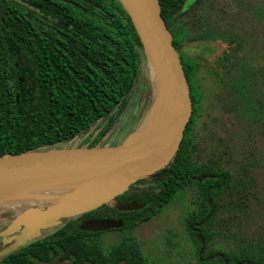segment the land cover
Listing matches in <instances>:
<instances>
[{
  "label": "trees",
  "instance_id": "trees-1",
  "mask_svg": "<svg viewBox=\"0 0 264 264\" xmlns=\"http://www.w3.org/2000/svg\"><path fill=\"white\" fill-rule=\"evenodd\" d=\"M49 1L50 37L25 34L17 57L19 68L14 65L16 58L8 57L0 46V156L63 147L89 129V146L123 142L137 129L139 114L131 117L129 111L140 81L145 77L150 84L154 82L140 37L119 0ZM186 1L159 0L162 17L180 55L182 45L174 25ZM182 63L194 113L198 109L197 97L183 59ZM137 111L140 113L141 108ZM190 123L170 163L155 175L131 184L128 191L115 198L116 203L138 200L143 204L141 209L122 212L105 203L69 219L54 233L0 256V264H41L56 255L75 264H101L104 256L99 249L94 248L93 254L83 247L86 236L101 232L81 230L82 219L123 218L125 225L118 229H131L150 220L177 192L189 187L195 188L198 210L188 218L187 230L201 260L264 264V254L248 246L237 252L210 247L214 221L234 175L212 159L201 160L197 145L191 146L192 139L187 136ZM136 249L135 243L121 248L122 256L114 264H130L129 254H135Z\"/></svg>",
  "mask_w": 264,
  "mask_h": 264
},
{
  "label": "rangeland",
  "instance_id": "rangeland-1",
  "mask_svg": "<svg viewBox=\"0 0 264 264\" xmlns=\"http://www.w3.org/2000/svg\"><path fill=\"white\" fill-rule=\"evenodd\" d=\"M174 29L197 97L198 109L187 133L191 146L197 145L201 160L212 159L234 175L221 200L210 247L237 252L248 246L264 254V0H187ZM157 99L155 82L150 84L143 77L129 111L131 117L139 114L136 130L151 115ZM137 108H141L140 113ZM89 131L67 145L89 146ZM106 145L116 144L111 141ZM93 187L86 186L85 194H97ZM44 192L41 197L0 203V256L17 244L50 235L80 216L27 231L26 221H17L13 212L34 207L49 210L58 199ZM108 204L115 205V199ZM197 210L195 188L189 187L177 192L150 220L131 229L86 236L83 247L93 254L94 248L99 249L104 256L101 264H114L122 256L121 248L132 243L137 249L129 254L130 264H219L203 262L189 235L187 221ZM41 264L75 262L56 255Z\"/></svg>",
  "mask_w": 264,
  "mask_h": 264
},
{
  "label": "water",
  "instance_id": "water-1",
  "mask_svg": "<svg viewBox=\"0 0 264 264\" xmlns=\"http://www.w3.org/2000/svg\"><path fill=\"white\" fill-rule=\"evenodd\" d=\"M119 2L140 37L158 88V97H163L161 116L151 132L142 133L139 128L116 145H64L1 155L0 187H36L34 184L55 180H81L80 187L70 192L69 197L55 201L47 211L41 207L20 213L14 211L17 221H26L27 231L52 227L54 221L79 216L115 199L131 184L164 169L184 138L194 110L193 98L181 55L173 43V34L162 17L160 2ZM91 185L99 195L85 194L86 186ZM115 206L119 211L128 212L141 209L143 204L132 200ZM125 222L123 218L87 217L80 221L79 228L102 232L121 228ZM24 244L13 246L2 255Z\"/></svg>",
  "mask_w": 264,
  "mask_h": 264
},
{
  "label": "flooded vegetation",
  "instance_id": "flooded-vegetation-1",
  "mask_svg": "<svg viewBox=\"0 0 264 264\" xmlns=\"http://www.w3.org/2000/svg\"><path fill=\"white\" fill-rule=\"evenodd\" d=\"M49 5V0H0V46L8 57L16 58V68H19L17 57L25 34L50 37Z\"/></svg>",
  "mask_w": 264,
  "mask_h": 264
},
{
  "label": "bare ground",
  "instance_id": "bare-ground-1",
  "mask_svg": "<svg viewBox=\"0 0 264 264\" xmlns=\"http://www.w3.org/2000/svg\"><path fill=\"white\" fill-rule=\"evenodd\" d=\"M162 109H163V97L159 96L151 115L142 123L140 127V131L142 133H149L154 129L156 123L158 122L161 116ZM34 185H36V187L35 186L31 187V185L0 187V203H6L9 202L10 200L21 197L22 198L41 197L42 195L45 194L44 191H46L47 194H50L49 196L51 199L63 200L66 197H69L68 195L70 192L80 187L81 180L79 179H71L64 181L55 180L51 182L37 183Z\"/></svg>",
  "mask_w": 264,
  "mask_h": 264
}]
</instances>
